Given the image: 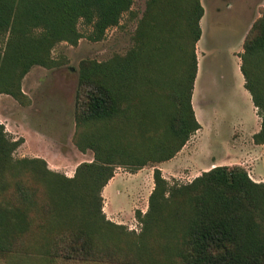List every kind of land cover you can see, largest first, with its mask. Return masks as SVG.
<instances>
[{
	"label": "trees",
	"instance_id": "1",
	"mask_svg": "<svg viewBox=\"0 0 264 264\" xmlns=\"http://www.w3.org/2000/svg\"><path fill=\"white\" fill-rule=\"evenodd\" d=\"M134 0H0V94L21 103L34 67L63 65L61 43L77 46L130 13ZM201 0H147L133 47L106 62L83 61L73 143L93 161L72 178L43 159L15 160L23 139L0 124V255L40 256L50 264H264V183L239 166H216L186 184L153 171L140 233L106 219L102 190L115 168L137 171L172 159L201 127L191 107ZM244 87L261 118L264 145V10L241 53ZM151 107V110H150Z\"/></svg>",
	"mask_w": 264,
	"mask_h": 264
},
{
	"label": "rangeland",
	"instance_id": "2",
	"mask_svg": "<svg viewBox=\"0 0 264 264\" xmlns=\"http://www.w3.org/2000/svg\"><path fill=\"white\" fill-rule=\"evenodd\" d=\"M146 1L134 0L131 12L124 14L120 24L109 29L98 42L88 39L92 28L80 22L82 38L77 46L61 43L52 52L53 59L63 61V65L52 69L34 67L24 77L21 90L26 103L0 94V124L8 137L16 141L22 134L27 136V143L23 142L13 153L15 160L43 159L51 171L68 178L74 176L80 164L93 161V152L81 153L73 143L79 67L83 61L103 63L115 56H125L133 47ZM201 5L205 19L200 23L201 40L195 46L197 73L200 67L201 74L191 95V107H195L203 128L196 139L198 163L191 176L188 173L192 169L187 166L177 181L168 182L171 185L191 182L194 175L206 172L204 165L213 159L225 166L242 167L254 182L264 183V145L253 141L261 118L258 110L254 111L240 71L244 40L261 17L264 0H201ZM155 166L148 164L137 171L115 168V172L125 175L122 177L125 183L117 184L114 192L107 195V208L103 202L107 220L123 225L129 232L140 233L135 213L145 214L148 210L149 192L154 187L149 179L151 174L153 180ZM126 192L130 199L134 197L135 205L124 196ZM0 264L50 263L40 256L10 254L0 255Z\"/></svg>",
	"mask_w": 264,
	"mask_h": 264
},
{
	"label": "crops",
	"instance_id": "3",
	"mask_svg": "<svg viewBox=\"0 0 264 264\" xmlns=\"http://www.w3.org/2000/svg\"><path fill=\"white\" fill-rule=\"evenodd\" d=\"M205 15V14H204ZM205 19V16H203V18L201 19L200 23ZM202 31V30H201ZM202 37V35H201ZM201 40V38H200ZM199 40V42H200ZM200 68V67H199ZM198 68V73H197V76H196V79H195V83L196 81H198L199 77H200V74H201V70H199ZM196 92H197V87L195 88ZM193 110L195 111V114H196V120L198 122V117H197V113H196V109L195 107H192ZM254 111H256V108L254 107ZM199 123V122H198ZM200 129L195 133L193 134L190 139L188 140V142L185 144V146L170 160L168 161H165V162H161V163H158L156 164L155 167H152V169H159L162 173V176L164 179H166L167 181H171V180H175L177 181L180 176L182 174L185 173V171L183 170L185 167H190L192 170L189 171L188 175L191 176L192 174H194V171L195 169L197 168V148H196V139L198 138L199 134L201 133L202 131V126L200 125ZM254 129V128H253ZM256 131L254 133L257 134L259 132V130L261 129V127L259 128H256ZM253 135V136H254ZM22 138L24 139V144L27 143V136L25 134H22ZM220 162L219 161H216V160H211L210 163L204 165V171H207L209 169H212L216 166H225V164H220L218 163ZM228 166V165H227ZM212 167V168H211ZM151 169V168H150ZM125 175L123 174H120V173H117L115 172L114 174V177L108 182V184L103 188L102 190V197H103V200H104V207H108V200H107V195H110L114 192V187L118 184H123L125 183V179H122V177H124ZM198 175H194L193 178L197 177ZM118 177H120L121 179L120 180H117ZM150 182L153 183V180L151 178V174H150ZM153 187L151 188L150 192H149V195L152 191ZM117 193H120L119 191H117ZM124 196H126L127 199H130L129 195H127V192L124 194ZM149 197V196H148ZM131 200V204L135 205V199L133 197V199H130Z\"/></svg>",
	"mask_w": 264,
	"mask_h": 264
}]
</instances>
